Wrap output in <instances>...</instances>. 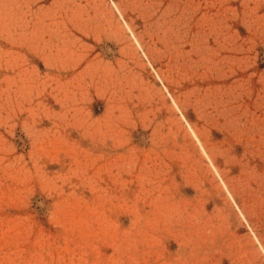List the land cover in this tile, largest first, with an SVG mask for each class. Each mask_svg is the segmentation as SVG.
Listing matches in <instances>:
<instances>
[{
    "label": "rangeland",
    "instance_id": "rangeland-1",
    "mask_svg": "<svg viewBox=\"0 0 264 264\" xmlns=\"http://www.w3.org/2000/svg\"><path fill=\"white\" fill-rule=\"evenodd\" d=\"M0 264H264V0H0Z\"/></svg>",
    "mask_w": 264,
    "mask_h": 264
}]
</instances>
